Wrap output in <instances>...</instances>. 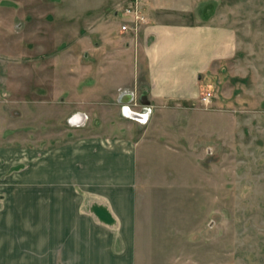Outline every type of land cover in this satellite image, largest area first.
<instances>
[{
	"label": "rangeland",
	"instance_id": "1",
	"mask_svg": "<svg viewBox=\"0 0 264 264\" xmlns=\"http://www.w3.org/2000/svg\"><path fill=\"white\" fill-rule=\"evenodd\" d=\"M132 1L0 0V146L150 127L158 144L138 156L135 264H264V0H138L144 16L234 27L239 67L202 81L194 101L135 95L120 107L92 85L136 67L125 38L141 31H119ZM81 93L91 123L77 128Z\"/></svg>",
	"mask_w": 264,
	"mask_h": 264
},
{
	"label": "crops",
	"instance_id": "2",
	"mask_svg": "<svg viewBox=\"0 0 264 264\" xmlns=\"http://www.w3.org/2000/svg\"><path fill=\"white\" fill-rule=\"evenodd\" d=\"M147 15L138 41L125 38L137 46L127 61L136 67L128 77L116 80L113 73L106 84L93 83L94 96L111 95L121 107L131 94H146L153 104L178 106L197 99L211 75L239 67L234 27L183 22L153 10ZM79 96L71 123L83 128L91 118L79 111L85 110ZM149 128L139 135L132 129L73 135L54 147L0 146V264H135L138 156L158 144Z\"/></svg>",
	"mask_w": 264,
	"mask_h": 264
},
{
	"label": "built area",
	"instance_id": "3",
	"mask_svg": "<svg viewBox=\"0 0 264 264\" xmlns=\"http://www.w3.org/2000/svg\"><path fill=\"white\" fill-rule=\"evenodd\" d=\"M124 15L126 16L127 20L124 24L121 25L122 32H138L140 25L142 23H145L146 18L143 15V12L141 10V5L138 0H133L124 10ZM131 19V20H129ZM133 99V98H132ZM212 99V93L208 92L206 93L202 101L204 103H210ZM141 116V115H139Z\"/></svg>",
	"mask_w": 264,
	"mask_h": 264
},
{
	"label": "water",
	"instance_id": "4",
	"mask_svg": "<svg viewBox=\"0 0 264 264\" xmlns=\"http://www.w3.org/2000/svg\"><path fill=\"white\" fill-rule=\"evenodd\" d=\"M130 97L133 98V95L131 94ZM140 101L142 104L149 105V101H147V95L146 94L142 95ZM132 116H134L135 118H138V119H144V117H140L138 114H135V113Z\"/></svg>",
	"mask_w": 264,
	"mask_h": 264
}]
</instances>
